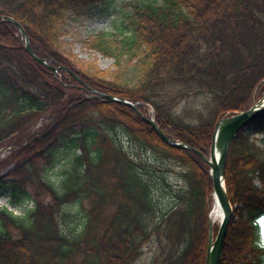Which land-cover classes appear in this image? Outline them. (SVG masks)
Returning a JSON list of instances; mask_svg holds the SVG:
<instances>
[{"label":"trees","instance_id":"trees-1","mask_svg":"<svg viewBox=\"0 0 264 264\" xmlns=\"http://www.w3.org/2000/svg\"><path fill=\"white\" fill-rule=\"evenodd\" d=\"M102 2L0 0V16L47 63L0 20V167L12 164L0 195L33 203L22 216L0 207V264H137L146 246L145 264H205L209 166L90 91L143 115L151 106L166 136L208 157L216 123L264 94V0H124L112 31L82 41L111 70L62 40L69 19ZM249 125L262 137L239 131L226 157L234 217L220 264H264V114Z\"/></svg>","mask_w":264,"mask_h":264},{"label":"water","instance_id":"water-1","mask_svg":"<svg viewBox=\"0 0 264 264\" xmlns=\"http://www.w3.org/2000/svg\"><path fill=\"white\" fill-rule=\"evenodd\" d=\"M0 19L13 23L18 28L24 39L25 49L28 52V54L39 64L46 65L45 60L37 58L34 52L32 51L29 45L27 35L24 29L22 28V26L9 16H0ZM53 70L56 71V69ZM91 92L94 95H97V98H102L108 101L126 105L140 114L136 106H134L130 101H127L122 98H117L110 94H102L94 90H91ZM263 114H264V94L257 101H253L249 109L242 111H235V112L230 111L226 113V115L222 119H220L215 125L212 134L211 146H210L208 158L200 151L190 147L189 145L184 144L183 142L171 140L160 130L154 119L143 117V115L140 114V116H142L144 120L156 131L158 137L165 144L171 147L186 149L196 153L210 168V176L213 182V197L216 205L220 208L222 212V218L221 221L219 222L216 236L214 235L213 232L212 223L209 220L207 254H206L205 264H220L221 253L224 247L227 229L231 219L233 218V207L228 198V194L225 186V179H224L225 162L229 147L232 143V140L240 130H242L251 121H253L259 116H262ZM219 134L222 135L223 142H222L221 152L219 154L220 156L218 157L217 139L219 137Z\"/></svg>","mask_w":264,"mask_h":264},{"label":"rangeland","instance_id":"rangeland-1","mask_svg":"<svg viewBox=\"0 0 264 264\" xmlns=\"http://www.w3.org/2000/svg\"><path fill=\"white\" fill-rule=\"evenodd\" d=\"M124 0H103L102 4H100L96 9H93L87 15L77 18L76 20L69 19L67 21V25L65 27L64 35L62 40L66 43V47L71 50V52L79 59L83 61H92L97 64L100 69H113L114 68V60L112 58H107L99 54L98 52L91 50L89 48L84 47L82 41L87 38L88 36H93L98 32H109L112 31L113 27L119 22L121 18V4ZM21 34V33H20ZM22 38V36H21ZM23 39V38H22ZM114 96V95H113ZM116 97V96H115ZM262 96H258L254 98L253 101H257ZM119 98V97H117ZM252 101V102H253ZM251 102V104H252ZM134 106H136L137 110L139 111L138 103L131 102ZM250 106L247 108L249 109ZM144 115L143 117L154 119V112L151 106L147 104L141 105ZM245 109V110H247ZM135 111V110H134ZM242 111V110H240ZM136 112V111H135ZM140 112V111H139ZM137 113V112H136ZM139 114V113H138ZM139 114V115H140ZM142 117V116H141ZM142 117V118H143ZM222 119V118H221ZM257 127L255 125H249L248 127L244 128L245 134H249L254 138H261L262 136L259 133H256L255 130ZM143 132V131H140ZM211 146V144H210ZM195 149V148H194ZM197 150V149H196ZM9 151L6 149H0V160L6 158ZM209 157V155H208ZM8 161V160H7ZM9 162V161H8ZM8 162L4 163L0 167V173L4 174L8 169L12 167V164ZM57 169L54 168L51 172H49L48 179L50 182H56L57 180ZM225 171V170H224ZM6 207L12 214L16 216L24 215L28 210H30L33 206L32 201H22L18 205H10L9 204V196L7 194L0 195V207ZM211 217V209L209 212ZM208 215V218H209ZM210 220V219H209ZM218 223L214 222V228L218 231L217 227ZM217 234V232H216ZM216 234H214L216 236ZM151 252V247L146 246L144 248V253L140 260H138L137 264H145L148 261L149 253ZM207 254V250H206ZM205 254V260H206ZM194 255H192L193 257ZM191 262V261H190ZM205 263V261H204Z\"/></svg>","mask_w":264,"mask_h":264},{"label":"bare ground","instance_id":"bare-ground-1","mask_svg":"<svg viewBox=\"0 0 264 264\" xmlns=\"http://www.w3.org/2000/svg\"><path fill=\"white\" fill-rule=\"evenodd\" d=\"M222 135L219 134V137L217 139V156L219 157L220 152H221V147H222ZM222 218V212L220 210V208L216 205V203L214 202V207L211 211V223L214 224V222L219 223L221 221Z\"/></svg>","mask_w":264,"mask_h":264},{"label":"snow or ice","instance_id":"snow-or-ice-1","mask_svg":"<svg viewBox=\"0 0 264 264\" xmlns=\"http://www.w3.org/2000/svg\"><path fill=\"white\" fill-rule=\"evenodd\" d=\"M260 222H261V224H264V218H262Z\"/></svg>","mask_w":264,"mask_h":264}]
</instances>
